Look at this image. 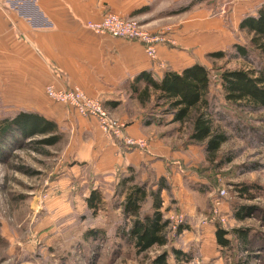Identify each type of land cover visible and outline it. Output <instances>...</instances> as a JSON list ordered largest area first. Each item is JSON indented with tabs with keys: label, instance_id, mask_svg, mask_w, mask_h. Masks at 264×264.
Listing matches in <instances>:
<instances>
[{
	"label": "crops",
	"instance_id": "1",
	"mask_svg": "<svg viewBox=\"0 0 264 264\" xmlns=\"http://www.w3.org/2000/svg\"><path fill=\"white\" fill-rule=\"evenodd\" d=\"M192 1L0 0V117L21 109L38 111L59 124L76 165L92 166L96 175L113 182L130 167L139 180H147L139 178L138 169L150 164L157 179L166 176L180 202V181L184 175L196 177V165L188 167L177 159L164 139L154 134L155 123L144 122L140 113L146 107L134 85H144L138 80L144 71L161 78L166 69L205 64L208 54L232 43L244 15L264 2L197 0L189 9L173 13ZM108 12L133 17L145 29L162 32L167 41L159 45L157 59L150 58L139 41L99 34L86 26ZM49 84L79 87L99 98L113 117L126 123L123 135L145 139L147 147L128 146L121 137L107 135L96 118L55 102L45 93ZM169 212L170 208L167 216ZM210 224L216 241V227Z\"/></svg>",
	"mask_w": 264,
	"mask_h": 264
},
{
	"label": "rangeland",
	"instance_id": "2",
	"mask_svg": "<svg viewBox=\"0 0 264 264\" xmlns=\"http://www.w3.org/2000/svg\"><path fill=\"white\" fill-rule=\"evenodd\" d=\"M217 1L223 3V0ZM210 4L208 1L207 5ZM228 23L230 28L232 21ZM233 33L232 43L224 49L228 52L233 51V43L244 44L251 37L238 27ZM253 59V63L229 57L206 56L204 60L211 70L217 109L224 116L216 120V124L231 135L222 145L216 161L211 162L203 147L189 140V125L167 121L162 125L154 124V134L164 139L170 153L174 152L188 167L196 165L193 167L196 177L184 175L180 181L183 201L179 202L174 193L163 195L165 208L171 210L168 217L175 221L177 216H184L188 232L177 235L172 225L168 246H155L142 254L136 253L115 234L120 219V210L113 204L119 195L117 181L96 175L92 166L76 165L66 138L46 146L45 153L33 149L34 144L25 140L0 155V264H149L157 254L170 251L171 245L193 254L190 262H178L171 254V264H238L242 258L247 259L246 264H264V191L254 200H247L234 188V184L245 182L264 189V110L249 112L227 103L217 79L220 67L264 68V56L254 52ZM162 109L148 105L140 114L143 120L147 113L159 118ZM231 155L235 156L232 161L218 167L221 160ZM254 165L258 168L251 169ZM138 172L140 179H157L150 164L143 163ZM204 184L211 191H201ZM93 187L100 188L104 196L96 215H92L86 202ZM221 189L226 190L222 210L227 218V229L241 225L253 229L254 250L248 253L220 249L212 235L213 224H205L210 215L209 193L216 195ZM233 203L255 205L257 210L239 221L233 215ZM93 229L103 231L104 236L88 237Z\"/></svg>",
	"mask_w": 264,
	"mask_h": 264
},
{
	"label": "trees",
	"instance_id": "3",
	"mask_svg": "<svg viewBox=\"0 0 264 264\" xmlns=\"http://www.w3.org/2000/svg\"><path fill=\"white\" fill-rule=\"evenodd\" d=\"M197 0L186 7L174 10L178 13L189 9ZM239 29L251 35L247 43H235L233 51L217 50L208 54L209 57L221 59L242 58L254 62V52L264 56V2L255 12L244 15L240 20ZM217 76L222 95L227 103L233 104L249 112L264 110V68H236L220 67ZM138 80L144 85H134V92L142 106L163 107L162 116L154 117L147 113L144 122L147 125L179 123L189 125L191 131L189 140L203 147L211 162L217 160L218 153L224 143L231 139L230 133L216 124V120L224 119L222 112L217 109V99L212 92L213 78L210 68L205 64L195 62L184 67L181 71L166 69L161 78L154 77L151 72L144 71ZM165 122V123H164ZM36 136L40 138L34 139ZM64 138L59 124L47 118L38 111L17 110L13 114L0 117V155L7 152L8 147L22 141L34 144L33 149L45 153V147L55 145ZM38 144V145H35ZM42 147V148H41ZM234 155L221 160L218 167L234 159ZM254 165L251 169H257ZM202 173V172H201ZM134 167L120 175L117 180L119 195L113 204L120 210V219L116 224L115 234L132 246L136 253L142 254L155 246H168L171 243V219L166 215L168 208L164 207L163 191L171 195L172 186L166 176H160L155 182L139 180ZM201 191H211L207 184L201 186ZM207 187V188H206ZM236 193L244 199L254 200L264 189L259 185L238 182L234 184ZM87 208L92 215H96L104 203L103 192L93 187L86 196ZM212 198L210 199V210ZM233 215L243 221L253 215L257 206L233 203ZM264 222V215L262 217ZM217 246L222 250L233 249L236 254L254 250L255 240L253 229L248 226H237L232 229L224 228L220 222L214 223ZM189 227L181 223L176 230L180 235ZM88 237L104 236L101 230H90ZM178 262L192 260L193 254L184 251L176 245L170 246V251L164 250L157 254L149 264H171L170 255ZM242 258L238 264H246Z\"/></svg>",
	"mask_w": 264,
	"mask_h": 264
},
{
	"label": "built area",
	"instance_id": "4",
	"mask_svg": "<svg viewBox=\"0 0 264 264\" xmlns=\"http://www.w3.org/2000/svg\"><path fill=\"white\" fill-rule=\"evenodd\" d=\"M86 26L99 34L139 41L143 44L146 54L152 59H157L159 45L167 41L162 32H151L145 29L135 18L124 17L115 12H108L97 21L89 20L86 22ZM45 93L55 102L75 108L84 117L96 118L107 135L121 137L128 146L147 147L145 139L123 135L126 125L113 117L99 98L88 96L79 87H56L54 84H49L45 88ZM225 194V189H221L216 195L212 194L211 214L206 218L205 223L218 221L224 228H227V218L222 210ZM171 221L173 231L176 233L177 227L185 219L181 215L177 216L175 221Z\"/></svg>",
	"mask_w": 264,
	"mask_h": 264
}]
</instances>
